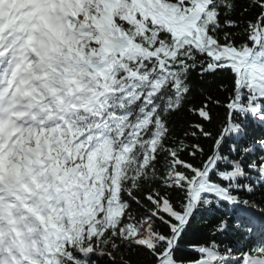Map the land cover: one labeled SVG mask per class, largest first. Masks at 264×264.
<instances>
[{
	"label": "snow or ice",
	"instance_id": "obj_1",
	"mask_svg": "<svg viewBox=\"0 0 264 264\" xmlns=\"http://www.w3.org/2000/svg\"><path fill=\"white\" fill-rule=\"evenodd\" d=\"M0 264H264V0H0Z\"/></svg>",
	"mask_w": 264,
	"mask_h": 264
}]
</instances>
